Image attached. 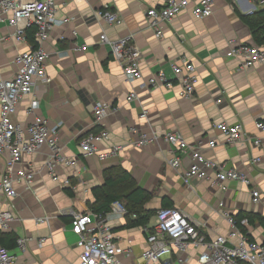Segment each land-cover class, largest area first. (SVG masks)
Wrapping results in <instances>:
<instances>
[{"label": "crops", "instance_id": "0c3cea01", "mask_svg": "<svg viewBox=\"0 0 264 264\" xmlns=\"http://www.w3.org/2000/svg\"><path fill=\"white\" fill-rule=\"evenodd\" d=\"M167 0H57V14L70 21L57 25L44 47L48 82H40L36 93L40 111L51 122L60 124V141L64 154L76 160L75 165L58 163L54 180L46 161L50 148L42 147L23 156L22 167L34 173L30 185L17 183L18 195L0 199V211L11 209L15 219L1 232L26 238L24 248L18 242L11 250L25 264H79V236L73 231L71 211L85 212L94 201L93 189L104 184L106 172L126 170L135 183L151 193L146 202L149 210H158L164 201L202 222L201 231L209 238L228 234L230 225L215 211L220 201L235 215H254L246 228L252 239L264 242V202L254 204L249 188L238 181L228 182L226 191L212 187L208 180H195L192 187L183 183L181 171L169 166L172 146L163 138L168 132H180L185 139L208 157L228 167L247 172L253 184L264 187V164H253L252 155H263L264 147L252 149L247 140L230 143L215 124L242 122L247 134H257L256 121L264 118V65L243 66L242 57L229 56L232 44L250 43L254 39L248 24L239 16L264 8V0H214V12L195 18L192 5L172 22L162 25L158 38L149 26L147 10L160 7ZM118 12L120 24H108L100 15L106 6ZM16 28L0 22V79L11 78L17 70V54L28 51L33 43L26 37H15ZM106 32L112 40L133 35L142 51V68L146 76L164 70L174 77L173 63L183 59L197 67L198 84L193 98L181 97L180 86L143 87L142 81H127L121 64L108 43H101ZM233 42V43H232ZM84 46V49H78ZM132 90L139 98L128 100ZM32 96L25 97L13 115L16 123L28 126L27 113ZM98 100L119 106L101 123H94V105ZM218 100H221L220 102ZM148 118L141 117L142 109ZM109 129L112 142L125 145L116 158H85L80 138L89 131ZM141 133L160 137L154 142L136 146ZM218 145L210 148L208 142ZM106 146V145H105ZM103 146V147H105ZM9 153L0 155V176ZM184 167L190 159L184 157ZM69 180L68 183L64 181ZM72 187L74 195L66 188ZM49 216L45 222L38 218ZM154 215L149 225L155 223ZM110 222L124 247L132 250L126 264H134L146 247V227L124 228V216L112 214ZM17 238V241H18ZM46 240L40 244V239ZM1 245V244H0ZM199 251L191 248L186 264H196ZM177 253L165 257L163 264H175Z\"/></svg>", "mask_w": 264, "mask_h": 264}, {"label": "built area", "instance_id": "2783aa9c", "mask_svg": "<svg viewBox=\"0 0 264 264\" xmlns=\"http://www.w3.org/2000/svg\"><path fill=\"white\" fill-rule=\"evenodd\" d=\"M192 5L195 18H205L214 12V0H167L160 7H151L146 14L149 26L155 30L158 38L163 36L162 25L172 22L182 11ZM57 0H0V22H6L16 28L15 37H26V30L31 25L36 26V44L28 50L17 54L14 62L16 73L8 79H0V155L9 153L5 169L0 176V199H13L18 195L17 183L30 185L34 173L27 172L21 166L23 156L34 154L42 147L50 148L46 165L54 180H60L56 173V165L65 163L75 165L76 160L64 154L60 141V124H51L50 120L40 111V99L36 90L40 82H48L47 60L49 52L44 44L57 25L69 22L70 17L60 18L57 14ZM100 15L108 24H120L122 18L108 5L101 10ZM101 43H108L116 60L122 66L123 73L130 83L142 81L143 87L166 86L178 84L180 96L193 98L199 78L194 63L183 59L181 63H173L174 77L170 78L164 70L146 76L142 68V51L135 44L133 35L115 40L109 38L106 32L100 35ZM233 43V42H232ZM84 49V46L81 48ZM229 56L242 57L243 66L255 64L264 65V47L253 43L232 44ZM27 96H32L27 113L31 115L28 126L16 123L13 115L18 105ZM139 98L136 90H132L128 100ZM219 102L221 100H218ZM119 109L112 102L98 100L94 105V123H101L106 116ZM141 117L148 118V110L143 108ZM257 134H247L242 122L227 121L215 124L225 139L230 143L247 140L253 150L264 147V118L255 123ZM160 136L156 133L148 136L141 133L136 146L154 142ZM163 138L172 146L173 156L168 164L181 171L183 183L192 187L195 180H208L212 187L226 191L228 182L238 181L245 184L250 191L252 202H264V187L253 184L247 172L205 155L199 146L191 145L180 132H168ZM106 145V146H105ZM216 140H210L208 146L215 148ZM105 146V147H103ZM79 147L82 155L96 156L99 160L116 158L125 145L112 142L109 129L89 131L80 138ZM184 157L190 159L188 167H184ZM251 162L255 165L264 164L263 155H252ZM69 180L64 181L68 183ZM216 212L221 214L230 225L228 234H218L209 238L202 233V222L191 218L185 211L177 207H161L157 210L155 223L146 227V247L136 258L134 264H163L166 256L176 252L175 264H186L189 261L188 252L196 248L199 253L196 264H264V242L252 239L246 228L250 224L248 217L237 221L234 214L220 201ZM126 207L119 201L112 204L106 215L88 210L85 212L71 211L73 216V231L79 236L77 245L80 247L79 264H126L124 258H130L132 250L124 247L116 236L110 216H124ZM15 213L11 209L0 211V227L8 228ZM49 216L38 218L45 222ZM243 227V228H242ZM46 238L40 239L42 244ZM27 239L18 238V245L25 247ZM0 264H25L8 247L0 245Z\"/></svg>", "mask_w": 264, "mask_h": 264}, {"label": "trees", "instance_id": "16d2710c", "mask_svg": "<svg viewBox=\"0 0 264 264\" xmlns=\"http://www.w3.org/2000/svg\"><path fill=\"white\" fill-rule=\"evenodd\" d=\"M239 16L248 24L251 29L254 42L264 47V8L256 9L251 14H243L236 9ZM36 26L31 25L26 30L27 38L36 44ZM70 195H74L72 187L66 188ZM94 201L89 204V209L106 215L110 212L112 204L121 202L127 209L125 213L124 228L147 227L151 218L156 215L157 210H149L145 207L146 202L152 197L151 193L137 185L132 175L126 170L118 172H106L104 184L93 189ZM171 202L164 201L162 207H173ZM237 221L243 217H248L250 223L254 222V215L240 212L235 215ZM243 228V227H242ZM247 233V228H243ZM18 236L15 234L0 231V244L8 248H14L17 244Z\"/></svg>", "mask_w": 264, "mask_h": 264}, {"label": "rangeland", "instance_id": "374dc122", "mask_svg": "<svg viewBox=\"0 0 264 264\" xmlns=\"http://www.w3.org/2000/svg\"><path fill=\"white\" fill-rule=\"evenodd\" d=\"M159 209V208H158Z\"/></svg>", "mask_w": 264, "mask_h": 264}]
</instances>
